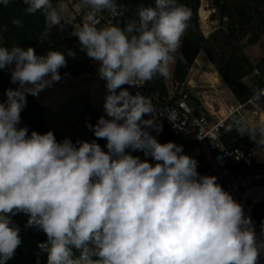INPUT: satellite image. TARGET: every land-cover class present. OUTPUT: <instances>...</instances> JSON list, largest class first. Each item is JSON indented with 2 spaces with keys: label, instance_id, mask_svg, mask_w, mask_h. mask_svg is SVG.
<instances>
[{
  "label": "clouds",
  "instance_id": "1",
  "mask_svg": "<svg viewBox=\"0 0 264 264\" xmlns=\"http://www.w3.org/2000/svg\"><path fill=\"white\" fill-rule=\"evenodd\" d=\"M22 2V15L43 11L46 24L61 30L69 22L67 10L52 0ZM76 7L88 11L71 35L99 62L106 81L108 118L88 127L95 138L106 139L107 152L96 139L58 142L53 131L29 134L21 127L27 95L60 81L67 61L61 51L37 55L33 47L0 46V70L11 68L17 85L0 102V264L22 243L13 220L20 213L28 216L25 227L46 234L38 247L47 264H258L264 239L243 206L216 176L198 172V161L184 154L183 145L161 143L152 134L163 130L160 114L174 123L172 111L162 113L151 97L122 88L169 77L190 9L180 0H154L121 27L111 20L101 24L104 12L117 17L127 11L118 0H79ZM12 23L22 26L20 19ZM249 102H264V88L255 89ZM234 124L240 133L254 136L258 130L264 145V117H241ZM136 151L146 159L132 155Z\"/></svg>",
  "mask_w": 264,
  "mask_h": 264
},
{
  "label": "trees",
  "instance_id": "2",
  "mask_svg": "<svg viewBox=\"0 0 264 264\" xmlns=\"http://www.w3.org/2000/svg\"><path fill=\"white\" fill-rule=\"evenodd\" d=\"M254 1L264 7V0ZM118 2L127 7V11L118 20V23L121 27H123L129 21L137 20L138 7H140L141 5L147 6L149 4H154V0H118ZM180 2L186 5L190 9V12L195 15V20H193V22L196 24V28L198 29L199 24L198 22H196V15H198L197 10L200 6V0H180ZM228 4L229 0L226 1L225 6H223L221 9L222 17H231L230 13L228 12ZM25 7L26 5L23 4L22 0H10V4L7 8L3 5H0V46L11 48L13 45H16L25 49H27V47H33L36 53L41 45L42 38L48 30V25L45 22L43 11H38L37 13L32 15H22ZM205 13L206 11L204 10V8H201L200 16L203 18V20H205ZM261 16L262 17L260 19V25L264 26V15ZM13 19H20L22 21V26L14 25L12 23ZM253 21L254 18L249 14L246 15L245 11L242 10L238 19V23L240 26H238V36L234 34V31H236V28L238 27L233 26L231 28L232 34L229 35L230 40H239V37L246 38L250 34L251 30L249 26ZM79 22L81 23V21ZM190 26L191 23H188L187 29L190 28ZM263 32L264 28L262 29V33ZM255 43L256 40L251 41V44ZM225 44H229L227 38L225 39ZM74 46L76 50L86 55V52L81 51L80 42L78 37L76 36L74 37ZM200 49L205 50L212 63L216 64L211 50L206 45L202 33L198 30L192 31L190 29L189 34L183 40L182 57L178 60V63L176 65L175 80L178 83L181 84L186 80L189 68L196 59V56L198 55ZM216 65L217 72L223 80L224 84L233 93L234 97L240 104L246 103L253 95L255 89L264 88V81L261 77H254L249 82L243 81V79L246 76L251 75L253 71V68H251V66L249 65L244 74L241 73L239 68L236 65L232 64V62L227 63L225 67L221 66L220 64ZM99 66L100 64L98 63L96 67L98 72ZM260 71L261 73H264V69ZM10 77L11 68L7 70H0V102H3L6 99V89L10 87L15 89L17 87V85L11 83ZM149 83L152 92L159 93L162 97L167 96L164 77L156 76L153 80L149 81ZM102 116H104L102 111L92 106L88 102L86 95L79 94L70 97L69 100L60 108V115L55 116L53 115L52 111L46 110L44 107H42L36 100L35 96L29 94L27 95L26 106L21 112L20 126L28 127L29 134L31 133V131H37L40 134H46L48 131H53L58 142H62L64 139H69L73 143H76V141L78 140L66 137L65 134L60 131L55 124V120L61 121L62 119L68 122V124L74 131H78L79 126H81L84 130L83 137L86 139V141L91 142L93 139H96L97 143L100 144L102 148H104L106 144L105 139L95 138L94 131L88 127L89 123L94 127L99 118ZM239 118L241 117L235 115L225 125L226 127L228 124H233L232 131L227 132L225 131V128L223 129V143L229 149H232L234 147L242 148L241 139L245 141L247 140V137L252 135L249 132L240 133L239 131H237V127L234 124V121ZM253 118L255 120V114L253 115ZM162 128L163 130L159 134L153 132L156 133L162 143L175 142L178 145H183L184 154L187 155L189 153H193L195 150L199 151L198 147L193 143L187 141L181 144L178 143L172 137L170 130L166 126L162 124ZM253 137H261V134L258 130ZM247 152L250 154L249 151ZM194 158L198 161L197 170H199L202 175L212 176L203 161V157L200 151ZM251 159L253 160L254 166L244 170L243 173L245 175H253L257 170L264 169V166L258 162L257 158L251 155ZM253 216L259 226H261V224H264V203L256 206L253 211ZM13 220L21 229L20 236L22 239V243L16 249L14 257L7 261V264H36L37 258H39L40 264H47V253H43L38 247L40 243L47 240L46 234L42 230L25 227L28 216L23 213L15 215L13 217ZM262 236H259V238L263 239L264 237L262 238ZM78 254L79 253L77 252L76 255ZM258 264H264L263 254H261Z\"/></svg>",
  "mask_w": 264,
  "mask_h": 264
},
{
  "label": "rangeland",
  "instance_id": "3",
  "mask_svg": "<svg viewBox=\"0 0 264 264\" xmlns=\"http://www.w3.org/2000/svg\"><path fill=\"white\" fill-rule=\"evenodd\" d=\"M226 1L227 0H200V6L197 10L198 15H196V22H198L199 27L197 29L196 24L194 23L191 24L190 28L184 32L181 47L178 50L179 54L175 56L174 61L170 65V75L168 78H164L166 90H172L179 84L175 80L176 65L178 60L182 57L183 40L189 34L190 29L192 31L198 30L202 33L206 45L211 50L216 64H220L225 67L227 63L232 62V64L236 65L243 74L245 73L248 65L251 66L253 70L258 69L260 71L264 69V32L262 33L264 26L260 25L261 15H264V7L261 4L256 3L254 0H229L228 12L231 17H222L221 9L225 6ZM52 2L53 5L57 7L63 5V7L67 10L69 22L65 24L63 30H61L59 26L52 27L48 25V30L42 38L41 45L36 54L46 55L50 50L61 51L65 55L67 64L59 70L61 80L55 82L51 88L42 90L39 95L35 97L42 107L44 106L45 109H49V107H51L49 110L52 111L53 115L58 116L60 115V108L66 103L65 101H67L69 97L78 95V93L82 92L84 89H95L100 87L99 91L106 90V92L107 89L105 86L106 81L100 78L99 72L96 69L98 64L93 58H90L75 49V36L71 35L74 30V26L83 22V17L87 11L85 8L81 9L76 7L77 5L72 0H52ZM201 8H204V10L208 12V21L203 20L200 16ZM242 10L245 11L246 15L249 14L254 18V21L249 26L251 30L250 34L246 38L239 37V40H230L229 35L232 34L231 28L233 26H239L238 19ZM211 15H213V18L216 20L215 28H209L206 24L207 22L210 23L209 17H211ZM193 16V20H195V15L193 14ZM79 21H81V23ZM239 27L236 28V31H234L236 36H238ZM226 38L228 39L229 44H225ZM253 40H256L255 44H251V41ZM69 50L74 52L75 56L68 55L67 53ZM201 51L202 50L200 49L196 59L189 68L186 80L182 83L185 85V90L189 89L187 86L188 82H191L192 87L205 86L206 83L210 82L208 78L203 77V72L207 70L209 65L212 67L211 72L218 74L217 65L212 63L205 50H203V53ZM65 73L68 75H65ZM94 77H99L100 81L93 80ZM218 78L219 82L216 84V88L221 91L227 101V104L235 106V103L231 102L233 94L224 84L221 77ZM248 79L251 80L253 77H245L243 81L249 82ZM103 102L105 103V99ZM105 118H108L106 113ZM144 118L147 119L146 116ZM55 124L66 137L74 140L86 141L83 137L84 130L81 126H79L78 131H74L65 120H55ZM152 134L156 135L155 133ZM157 139L161 142L158 136ZM261 139V137H253L250 135L245 141L241 139V144L243 149L249 151L250 154L257 158L258 162L264 166V145L260 143ZM198 152V150H195L193 153L188 155L194 158ZM132 155L139 156L142 160L146 159L142 151L133 152ZM147 159L150 163H155V161L151 160V158ZM198 172L201 174L199 170ZM257 235L258 238L259 236H262L259 233H257ZM263 237L264 236H262V238Z\"/></svg>",
  "mask_w": 264,
  "mask_h": 264
},
{
  "label": "built area",
  "instance_id": "4",
  "mask_svg": "<svg viewBox=\"0 0 264 264\" xmlns=\"http://www.w3.org/2000/svg\"><path fill=\"white\" fill-rule=\"evenodd\" d=\"M72 1L76 5L79 3V0ZM85 10L88 11L87 8ZM102 15V25L109 20L118 23L121 17H112L107 12ZM193 19L194 16L191 14L188 23L193 24ZM209 21L210 23H206L209 28H215L216 20L213 15L209 17ZM201 50L203 53V49ZM256 70L258 69H254L250 76L261 77L264 81V73L261 71L258 70L257 75L253 74ZM216 84L218 83L210 81L205 86L192 87L191 82H188L189 89L185 90V85L179 83L174 88L173 98L162 97L159 93L152 92L149 81L142 86L124 85L122 88H128L132 94L139 91L151 97L154 105L162 113L172 111L175 124L164 114L158 116L159 122L170 130L172 137L178 143L187 141L198 147L209 173L216 176L217 182L224 190L243 206L246 215L254 222L256 232L261 234L253 211L257 205L264 203V169L257 170L253 175H245L243 171L254 166L251 155L241 147L227 148L223 143V129L235 115L247 119L249 114L263 117L264 102L250 103L249 99L244 104L230 106L221 91L216 88ZM223 107L226 108L224 113H222ZM145 116L147 119L150 118L148 115Z\"/></svg>",
  "mask_w": 264,
  "mask_h": 264
},
{
  "label": "crops",
  "instance_id": "5",
  "mask_svg": "<svg viewBox=\"0 0 264 264\" xmlns=\"http://www.w3.org/2000/svg\"><path fill=\"white\" fill-rule=\"evenodd\" d=\"M65 1H67V0H65ZM211 63V62H210ZM207 67V66H206ZM216 76H220V75H218L217 73H216ZM250 76V75H249ZM246 77H248V76H246ZM219 79V78H218ZM93 80H98V81H100V78L99 77H94L93 78ZM249 80V79H248ZM250 81V80H249ZM219 82V81H218ZM99 88L100 87H97V88H95V89H84L82 92H79L78 93V95L79 94H82V95H86L87 96V99H88V102L92 105V106H94L95 108H97V109H99V110H101L102 111V113H103V115H104V117H105V111H104V102H103V100L105 99V96H106V94H107V92H106V90H100L99 91ZM232 93V92H231ZM233 94V93H232ZM75 96V95H74ZM167 96H168V98H173V96H174V88L172 89V90H167ZM70 98V97H69ZM69 99H67V101H68ZM67 101H65V102H67ZM231 102H234L235 103V106L239 103L238 101H237V99L234 97V95H233V98L231 99ZM44 107V106H43ZM46 109H48V108H46ZM49 109H51V107H49ZM48 109V110H49ZM256 115V118H255V120H254V118H253V115H251V114H249L248 115V119H250V120H252V121H257V120H259L261 117H258V114H255ZM156 134V133H155ZM105 142L107 143V141H106V139H105ZM103 150L104 151H106L107 152V148H106V144H105V147L103 148ZM190 154V153H189Z\"/></svg>",
  "mask_w": 264,
  "mask_h": 264
},
{
  "label": "bare ground",
  "instance_id": "6",
  "mask_svg": "<svg viewBox=\"0 0 264 264\" xmlns=\"http://www.w3.org/2000/svg\"><path fill=\"white\" fill-rule=\"evenodd\" d=\"M204 16H205V21H208V16H209L208 12H206L204 14ZM211 71H212V67L209 65L207 70L203 72V75H204L203 77L208 78L210 81H212L214 83H218V81H219L218 77L216 76V74L214 72H211ZM224 112H226L225 107L222 108V113H224Z\"/></svg>",
  "mask_w": 264,
  "mask_h": 264
},
{
  "label": "water",
  "instance_id": "7",
  "mask_svg": "<svg viewBox=\"0 0 264 264\" xmlns=\"http://www.w3.org/2000/svg\"><path fill=\"white\" fill-rule=\"evenodd\" d=\"M263 254V258H264V253H262Z\"/></svg>",
  "mask_w": 264,
  "mask_h": 264
}]
</instances>
